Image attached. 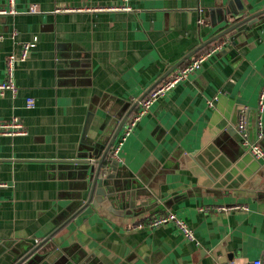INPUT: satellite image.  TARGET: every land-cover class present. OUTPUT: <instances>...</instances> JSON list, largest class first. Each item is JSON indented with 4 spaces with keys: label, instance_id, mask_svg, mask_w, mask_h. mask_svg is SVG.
Here are the masks:
<instances>
[{
    "label": "crops",
    "instance_id": "crops-1",
    "mask_svg": "<svg viewBox=\"0 0 264 264\" xmlns=\"http://www.w3.org/2000/svg\"><path fill=\"white\" fill-rule=\"evenodd\" d=\"M13 7L0 0L8 11L0 13V83L8 57L34 47L16 64L17 91L0 96V125L18 118L26 130H0V264H16L81 207L89 178L85 165L71 161L80 153L97 159L129 107L221 31L225 9L247 16L264 0H15ZM226 38L201 70L151 105L117 162L107 164L103 178L110 177L116 206L88 207L22 264L263 257L264 162L251 156L237 126L246 109L247 140L256 142L264 16ZM170 214L195 240L173 220L138 227Z\"/></svg>",
    "mask_w": 264,
    "mask_h": 264
},
{
    "label": "built area",
    "instance_id": "built-area-1",
    "mask_svg": "<svg viewBox=\"0 0 264 264\" xmlns=\"http://www.w3.org/2000/svg\"><path fill=\"white\" fill-rule=\"evenodd\" d=\"M14 1L9 0L10 2V9L11 13H15L14 10ZM32 12H37L38 10L36 7H33L31 10ZM1 14H7L8 11L0 10ZM1 38V37H0ZM228 43V39H221L213 44L209 45L205 50L201 51L195 58L192 59L187 65L183 68L175 71L173 74L170 75L167 79L157 85L140 103L139 109L137 112L132 114L128 120L125 122L123 126L121 135L118 136L114 146L111 149V156L112 159L116 160L119 157V152L121 151L122 146L126 142L127 138L133 133L135 127L141 121V119L149 112L151 105L157 101L160 97L165 96L168 92L172 91L181 83L182 81L186 80L191 74L201 70L202 65L209 57L219 53L225 45ZM34 47V43H27L23 45L21 53L19 56L17 55H10L7 59V78L5 82L0 83V96L4 94V92L8 89L16 92V87L14 83V74H15V67L16 64L19 62H24L27 57L30 49ZM34 106L33 101H29V107L32 108ZM248 124V117H247V110L243 109L240 114L239 123H238V131L242 137V143L244 146L247 147L248 151L250 152L251 156L258 161L264 162V148L262 146V139L264 137V84L261 88L260 97H259V105H258V118H257V139L254 143H249L247 140V129ZM0 130L2 134L5 135H23L26 133L22 123L19 121L18 118H14L12 122L9 123H2L0 125ZM96 158H91L90 161L92 164H96ZM104 173L102 176H105ZM240 207H220L218 208L219 211H229L231 209H238ZM175 221L177 225L180 227L184 235L190 239L195 240L193 231L187 226L186 223L179 220L178 217L174 214H170L168 216H161L151 219L146 224H140L138 227H149V228H156L164 225L169 221ZM230 264H236L235 262ZM248 264H264V254L261 259H257L254 261L249 262Z\"/></svg>",
    "mask_w": 264,
    "mask_h": 264
},
{
    "label": "water",
    "instance_id": "water-1",
    "mask_svg": "<svg viewBox=\"0 0 264 264\" xmlns=\"http://www.w3.org/2000/svg\"><path fill=\"white\" fill-rule=\"evenodd\" d=\"M225 14H223V17L221 19V23H224L222 26L221 31L209 39L208 41L202 43L198 48H196L194 51H192L189 55H187L185 58H183L179 63H177L175 66H173L167 73L159 79L148 91L144 93L134 104H132L129 109L124 113V115L121 117L120 121L118 122V125L116 127L115 132L111 136L110 139H106L103 142L104 150L102 151L101 155L96 156V164H92L90 161L91 155L86 153H80L77 156V159L74 161H71L72 163H79L85 165V168L87 170L86 176H88L89 181L87 182V188L85 189L86 196L84 199V202L82 203L81 207L76 211L62 226H60L58 229H56L51 237H49L47 240L43 241L39 245H37L35 248H33L31 251L27 252L22 259L16 262V264H22L35 256L39 249L47 243L57 232L67 223L72 221L74 218H76L80 213H82L84 210H86L88 207H93L96 210H99V208H106L111 210L112 206H116L113 202L116 199L115 195H113L112 189L110 188V177L109 178H103L101 175V169L105 163L106 157L111 152L112 147L114 146L118 136L120 135L123 126L125 125V122L128 120V118L139 109V103L157 86L159 85L163 80H165L170 74H173L178 67H180L182 64H184L186 61H188L190 58H192L196 53L203 50L204 48L208 47L209 45L213 44L214 42L218 41L219 39L228 37L229 39H232L236 37L239 33H242L244 31H249L251 26L259 21V18L261 19L264 16V9L261 11H258L256 13H253L251 15L244 16L243 14L237 13V12H231L229 9H225ZM113 162V161H111ZM114 162H117L114 161Z\"/></svg>",
    "mask_w": 264,
    "mask_h": 264
},
{
    "label": "trees",
    "instance_id": "trees-1",
    "mask_svg": "<svg viewBox=\"0 0 264 264\" xmlns=\"http://www.w3.org/2000/svg\"><path fill=\"white\" fill-rule=\"evenodd\" d=\"M185 64H186V63H185ZM185 64H184V65H185ZM135 112H137V110H136ZM135 112H134V113H135ZM134 113H133V114H134ZM111 158H112V156H111V152H110L109 155L106 157L105 163H104V165H103V167H102V169H101V173H103V174L105 173V170H107V169H106L107 164L111 163V160H112Z\"/></svg>",
    "mask_w": 264,
    "mask_h": 264
}]
</instances>
